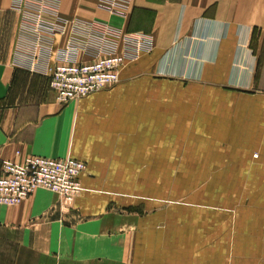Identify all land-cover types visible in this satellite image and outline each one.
<instances>
[{
    "label": "crops",
    "instance_id": "crops-1",
    "mask_svg": "<svg viewBox=\"0 0 264 264\" xmlns=\"http://www.w3.org/2000/svg\"><path fill=\"white\" fill-rule=\"evenodd\" d=\"M99 1L43 0L38 30L26 0H0V165H86L69 209L43 189L0 205V264H264V0ZM98 23L154 48L60 104L50 74L75 33L80 62L122 53Z\"/></svg>",
    "mask_w": 264,
    "mask_h": 264
},
{
    "label": "built area",
    "instance_id": "built-area-1",
    "mask_svg": "<svg viewBox=\"0 0 264 264\" xmlns=\"http://www.w3.org/2000/svg\"><path fill=\"white\" fill-rule=\"evenodd\" d=\"M22 1L14 0V8L21 9ZM26 2L36 10L35 28L47 30L40 17L45 9L41 6L43 0H26ZM99 2L100 8L110 13L121 16H126L128 13L126 0ZM98 24L87 34L93 39L98 35L103 43H109L111 46H114L115 42L110 43V41L121 39L122 53L112 49L109 54L97 53L91 62H80L78 55L79 49L82 48L78 46L81 44L78 37L81 36L75 33L72 43L61 49L59 62L50 74V88L60 104L80 100L116 86L120 81V68L126 62L135 61L140 55L153 50L154 41L149 34L142 32L121 34L108 25ZM58 30L49 32L54 34ZM85 169V163L72 157L47 158L32 155L26 157L22 164L4 162L0 165V205L17 206L37 190L43 189L57 194L61 205L69 209L83 190L80 178Z\"/></svg>",
    "mask_w": 264,
    "mask_h": 264
},
{
    "label": "rangeland",
    "instance_id": "rangeland-1",
    "mask_svg": "<svg viewBox=\"0 0 264 264\" xmlns=\"http://www.w3.org/2000/svg\"><path fill=\"white\" fill-rule=\"evenodd\" d=\"M126 3L128 4V12L131 10V8L133 7L134 4H138L139 1H135V0H126ZM141 3V2H140ZM153 20V17L151 15H149L148 13H140L138 14L137 16H135V21L137 22V24H139L138 26L141 27H147L148 25H150V23L152 22ZM148 28V27H147ZM146 28V29H147ZM127 31H130V32H133V31H143V30H135V29H132V30H127ZM148 30H146V34ZM134 33V32H133ZM137 33V32H135ZM144 33V32H143ZM153 48H154V43L152 44ZM259 83H260V80L257 81V86H259ZM261 83H263L261 81ZM260 83V84H261Z\"/></svg>",
    "mask_w": 264,
    "mask_h": 264
}]
</instances>
